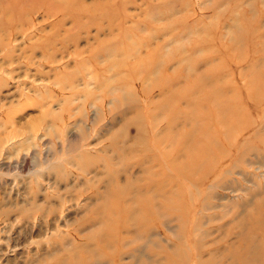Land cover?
Here are the masks:
<instances>
[{
  "label": "rangeland",
  "instance_id": "rangeland-1",
  "mask_svg": "<svg viewBox=\"0 0 264 264\" xmlns=\"http://www.w3.org/2000/svg\"><path fill=\"white\" fill-rule=\"evenodd\" d=\"M0 264H264V0H0Z\"/></svg>",
  "mask_w": 264,
  "mask_h": 264
},
{
  "label": "bare ground",
  "instance_id": "bare-ground-1",
  "mask_svg": "<svg viewBox=\"0 0 264 264\" xmlns=\"http://www.w3.org/2000/svg\"><path fill=\"white\" fill-rule=\"evenodd\" d=\"M244 225H245V223H243ZM244 229V228H243ZM239 237V236H238ZM136 238V237H135ZM143 238V237H142ZM150 238V237H149ZM147 240H149V239H147ZM144 244V243H143ZM88 260H90L92 263H97V262H102V257H98V256H92V257H90ZM89 261V262H90ZM89 262H87V263H89Z\"/></svg>",
  "mask_w": 264,
  "mask_h": 264
}]
</instances>
